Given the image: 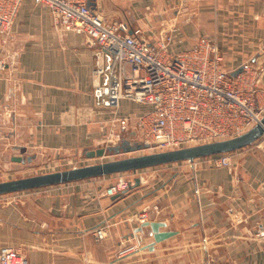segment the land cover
Returning a JSON list of instances; mask_svg holds the SVG:
<instances>
[{"label":"crops","instance_id":"1","mask_svg":"<svg viewBox=\"0 0 264 264\" xmlns=\"http://www.w3.org/2000/svg\"><path fill=\"white\" fill-rule=\"evenodd\" d=\"M88 1L108 23L141 29L153 43L176 29L174 53L209 37L227 70L251 60L261 67L258 100L264 104V0ZM203 2H214L213 11ZM189 9L191 18L182 19ZM157 24L162 31L152 36ZM3 49L0 165L7 158L30 163L16 160L29 152L54 158L84 149L86 156L98 149L92 143L99 137L115 134L114 113L95 106V56L84 35L56 25L47 7L23 0L8 36H0ZM128 104L121 103L117 117L128 115ZM135 172L140 185L118 197L105 194L117 182L110 175L40 188L0 207V247L17 248L35 264H264V151L254 145L234 151L225 168L180 162ZM144 212L175 235L145 248L154 242L151 228L135 233ZM105 222L108 231L97 241L94 230ZM128 247L135 248L120 254Z\"/></svg>","mask_w":264,"mask_h":264},{"label":"built area","instance_id":"2","mask_svg":"<svg viewBox=\"0 0 264 264\" xmlns=\"http://www.w3.org/2000/svg\"><path fill=\"white\" fill-rule=\"evenodd\" d=\"M22 1L0 0V36L12 29ZM34 1L50 10L56 25L88 39L95 56L96 108L112 111V122H118L122 130L134 120L146 149L165 152L235 138L264 117V104L258 100L261 67L248 60L227 70L215 40L201 37L194 48L174 53V28L153 43L143 37L141 29L130 31L126 23H108L88 0ZM238 69L241 71L234 75ZM123 101L148 109L134 118L117 117ZM253 145L264 151V134ZM232 153L185 162L225 168L232 163ZM125 173L117 174L116 184L106 189L107 196H116L134 182ZM147 219L146 212L136 217L142 223ZM108 228L105 222L95 229V239L103 240ZM134 248H125L120 254ZM0 264L35 263L17 248L1 247Z\"/></svg>","mask_w":264,"mask_h":264},{"label":"water","instance_id":"3","mask_svg":"<svg viewBox=\"0 0 264 264\" xmlns=\"http://www.w3.org/2000/svg\"><path fill=\"white\" fill-rule=\"evenodd\" d=\"M240 71L241 69H238L234 75ZM263 134L264 117L260 123L248 132L231 139L0 182V196L230 153L253 145ZM147 147L148 146L142 142L131 143L128 140H124L118 145L99 148L95 151H86V156L88 158H101L106 155L136 152L146 149ZM33 158H35V156L28 158V162H31ZM16 160L25 162L23 158H17ZM135 182V187L140 185V179H136ZM118 196L119 195H117V197ZM166 226V223L163 222L146 221L136 229L135 233H142L144 228L150 227L154 242L145 246V248L153 249L156 244L175 235V233L171 231H161V228H166Z\"/></svg>","mask_w":264,"mask_h":264},{"label":"rangeland","instance_id":"4","mask_svg":"<svg viewBox=\"0 0 264 264\" xmlns=\"http://www.w3.org/2000/svg\"><path fill=\"white\" fill-rule=\"evenodd\" d=\"M200 6H204L205 7L204 10L206 12L207 11L212 12L213 8H214V2H209V3L206 2V3H204V5L200 4ZM190 15H193V14H192V11L189 9L181 17H182V19H187L185 17L187 16V17L191 18ZM158 28L159 27L157 24L155 28L150 29V32H151L150 34L152 36H155L156 34H160L162 29H158ZM5 36L7 37L8 34L2 36V39H5L6 38ZM146 38L147 39L148 38L154 39L148 35L146 36ZM0 54L5 55L4 49L2 51L0 50ZM0 61H3V68H5V66L7 65V62H6L7 59L5 60V58L0 56ZM128 103H129L128 106L124 107V109H123L124 112L126 114H128L127 115L128 117L134 118L136 115H139L140 112H145V111H141L140 109L135 110V108L138 106L137 104H135L133 102H129V101H128ZM138 107H140V106H138ZM130 108H132V109H130ZM119 112H120V110H119ZM113 118H114V115H112V120H113ZM120 129L121 128H120V125L118 124V122H114V129L113 130L116 131L115 134L110 135V136L105 135L104 137L103 136L99 137V139L94 141L92 143V145L99 149V148H106L108 146L118 145L124 140H128L131 143L142 142L140 140L141 138L139 136V131H138V128L135 126L134 120H133V122L131 121V124L127 127L126 130H122V129L120 130ZM121 131L123 133H121ZM118 136H119V138H117ZM114 143H116V144H114ZM151 153H158V152H156L154 150L143 149L140 151L131 152V153H127V154L109 155V156L106 155L105 157L92 159V158H88L87 156H85L84 149H82L80 151V153H78L77 155H74V154L70 155V153L69 154L62 153V155L60 157H54V158L51 156H47V157L45 156L43 158L37 157L32 162L26 163V164L14 163L12 161L10 162L9 159L7 158L6 161H3L4 163L2 165H0V182L10 181V180L17 179V178L36 176V175H41V174H46V173H51V172L63 171V170H68V169H73V168H79V167H83V166H87V165L99 164V163H104V162H108V161H112V160L124 159V158H128V157L147 155V154H151ZM12 155L13 154H11V156ZM33 156H35V154H33V152H29L25 158L23 157V159H25V161H28V158L33 157ZM160 169L161 168H158V170H160ZM119 174H122V173H119ZM124 175H126L128 178H130L134 181L131 185H129L124 190L135 188V186H134L136 183L135 178L138 176V173L137 172H127ZM113 176H114V179L118 177L117 174H114ZM109 179L110 178L107 179V185H110V183L114 180L113 179L110 182ZM41 189H46V188H41ZM35 190H39V189L30 190L32 192L25 191V192L2 195V196H0V207H8V206L17 204L20 202V200L24 199V197H26V195L33 193V191H35ZM4 247H10V246H4Z\"/></svg>","mask_w":264,"mask_h":264}]
</instances>
